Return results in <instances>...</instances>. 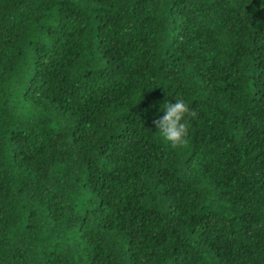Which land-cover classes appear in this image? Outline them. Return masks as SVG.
<instances>
[{
    "label": "trees",
    "instance_id": "trees-1",
    "mask_svg": "<svg viewBox=\"0 0 264 264\" xmlns=\"http://www.w3.org/2000/svg\"><path fill=\"white\" fill-rule=\"evenodd\" d=\"M0 264H264V0H0Z\"/></svg>",
    "mask_w": 264,
    "mask_h": 264
},
{
    "label": "clouds",
    "instance_id": "clouds-1",
    "mask_svg": "<svg viewBox=\"0 0 264 264\" xmlns=\"http://www.w3.org/2000/svg\"><path fill=\"white\" fill-rule=\"evenodd\" d=\"M161 107L163 115L154 121L159 136L173 146L182 144L188 131V103L181 97H174V102L165 101Z\"/></svg>",
    "mask_w": 264,
    "mask_h": 264
}]
</instances>
